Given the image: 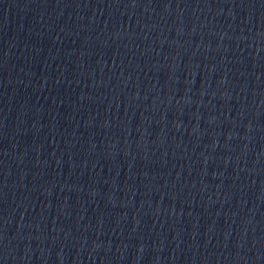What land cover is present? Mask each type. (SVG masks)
<instances>
[{
	"label": "water",
	"instance_id": "95a60500",
	"mask_svg": "<svg viewBox=\"0 0 264 264\" xmlns=\"http://www.w3.org/2000/svg\"><path fill=\"white\" fill-rule=\"evenodd\" d=\"M0 264H264V0H0Z\"/></svg>",
	"mask_w": 264,
	"mask_h": 264
}]
</instances>
